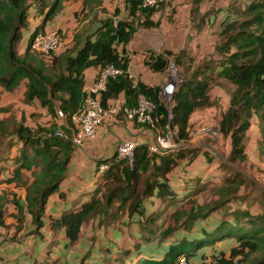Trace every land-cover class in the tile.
I'll list each match as a JSON object with an SVG mask.
<instances>
[{"label":"trees","instance_id":"obj_1","mask_svg":"<svg viewBox=\"0 0 264 264\" xmlns=\"http://www.w3.org/2000/svg\"><path fill=\"white\" fill-rule=\"evenodd\" d=\"M61 1L0 0V84L4 89L11 90L23 81L24 101L36 98L40 105L46 107L47 112L53 117L52 120L59 116L57 110H61L64 119L63 126L55 121L48 126L40 124L31 126L25 123L23 114L17 119L0 116V145L2 146V140L9 136V141H11L9 138H12L10 143L18 148V154L13 157L15 163L11 175L5 180L18 181L21 168L31 170L32 178L26 185L25 201L35 229L42 224L40 215L46 197L57 189V183L63 177L66 161L72 149L71 137L76 127L71 121V115L81 105L86 95V90L82 88L83 68L95 66L98 71L111 64L123 70L115 76H107L105 86L98 94V102L102 107H107L120 92L123 93L125 103L128 105L135 103L138 93H143L155 104L154 112L158 115V126L165 122L166 115L161 100V86L140 80L133 82L127 75L128 57L123 47L137 27L157 25L158 20H154L150 15L158 4L141 6L139 0H123L128 18L114 19L111 15L103 16L94 32L85 36L75 50L66 47L58 52L38 51L46 59L36 58L34 53L29 51L30 42L38 31H44L42 29L44 22L58 12ZM86 1L96 3L99 0H83L84 4ZM41 7L42 20L28 32L25 47L19 51L17 44L22 30L28 27L29 9L41 11ZM219 10L221 16L216 31V43L207 56L202 58L203 63L201 65H198L200 62L197 63L189 72V76L177 82L170 97L169 110L171 122L175 126L174 139H186L189 136L187 121L190 113L195 108L212 103L208 95L210 82L219 83L217 81L225 80L231 88L227 93V105L219 111L216 127L221 136H227L229 139L226 159L229 162L244 161L247 157L244 137L250 124V116L252 114L260 116L258 111L264 105V0H231L225 7L210 9L208 12L214 14ZM215 17L214 14L212 19ZM118 43L122 47L121 50L116 47ZM169 54L170 50H164V54L149 52L144 63L152 71L165 72ZM172 55L180 63L193 59L191 52L185 48ZM6 109V106H0V111ZM262 114L264 116V110ZM54 128L63 131L65 136L54 134ZM263 141L264 139L259 143L263 144ZM163 151L158 149L151 152L147 150L146 145L136 143L131 166L116 158L104 160L108 165L103 171L98 172L96 184L89 198L78 208L64 210L58 217H53L50 226L54 229L63 226L66 237L72 241L77 237L80 224L86 217L94 212H107L106 207L113 206L114 201H118L116 208L126 207L128 212L136 211L141 214L139 202L143 196L155 191L154 194L162 198L166 193H171L165 182L164 173L176 162L175 156L182 153L186 154L187 160L201 153L208 159V163L216 161L215 166L213 162L210 163L208 170L216 168L215 173H222L215 151L209 147L203 146L186 153V149L176 146L170 151L175 153L174 156H161L156 162L155 156ZM259 151L264 158V149ZM147 167L151 170L148 175H144ZM208 179V176L196 174L191 177L190 184L195 191L200 190ZM102 181L108 183L105 190L102 189ZM241 182L236 173L225 176L216 195L219 196L220 192L224 191L227 193L235 191ZM136 183H139L140 187L135 188ZM14 204L20 218L21 205L17 199H14ZM218 205L220 204L208 205L200 214L196 210H201L202 206L196 205L188 212L187 217L203 216ZM229 213L232 215L230 220L221 219L211 230L202 231L199 238L183 239L175 244H169L168 256L157 260L156 264H171L177 255L186 252L181 246L184 243L191 244L195 249L228 236L234 238V244L228 247L227 253L224 250L216 251L214 264H264V214L245 208L241 209V212L238 208L231 209ZM110 214H114V211L111 210ZM170 228H165L163 233L170 231ZM51 264L59 263L53 261Z\"/></svg>","mask_w":264,"mask_h":264},{"label":"crops","instance_id":"obj_2","mask_svg":"<svg viewBox=\"0 0 264 264\" xmlns=\"http://www.w3.org/2000/svg\"><path fill=\"white\" fill-rule=\"evenodd\" d=\"M61 3V8L53 15L52 20L44 22L42 29L49 30L58 25L66 31L64 48L69 47L74 50L78 48L85 36L94 32L100 18L111 15L113 10L117 11L113 14L114 16L111 15L114 19L128 18L123 0H99L96 3L89 1L85 4L82 0H62ZM170 3L174 5L175 9L169 16L171 12L166 6ZM160 4L162 8L156 7L150 15L154 20H158L157 25L137 27L132 31L123 47L128 57L126 70L132 81L140 80L162 87L166 82V73L152 71L144 63L149 52L164 54V50H170L171 54L167 55L168 57L185 48L191 52L193 58L202 59L207 56L206 54L216 43V31L221 10L214 12L216 17L212 19L214 14L208 12V9H204L202 3L195 6L193 0H161ZM192 5L196 7L194 10H192ZM81 9V13L85 14V17L79 22L76 16ZM87 11L92 12L86 15ZM192 13L196 14L193 15L194 20L192 17L190 18ZM205 13L207 14L205 15ZM32 14L35 15L32 17ZM28 15V27L22 30L17 44L19 51L25 47L28 32L37 26L35 24L38 20L39 23L42 20H40L42 11L40 13L37 9L30 8ZM170 18L172 21L168 20ZM59 21H61L60 24H58ZM85 21H88L87 24H84L85 26L80 28L76 26V24ZM116 47L119 50L122 48L120 43ZM97 69L95 66L83 68L82 88L84 90L93 83ZM23 90V81H20L11 90L4 89L0 84V106L7 107L6 110L0 111L1 117L8 118L10 113V117L17 119L23 114L25 123L31 126L35 124L48 126L52 121L64 125L63 115L52 120L53 117L47 112L46 107L40 105L36 98L24 101ZM217 91L220 93V89ZM117 98L124 100L123 93H118ZM14 104L19 107L16 112L12 109ZM224 104L225 102L221 105V109L225 107ZM263 110L264 108L259 109L260 116L256 114L250 116V124L245 132L244 147L248 159L256 158L260 154L258 144L264 139V134L261 133V126H264ZM205 111L207 117L204 120L212 121L213 117L208 115L209 110ZM219 111H213L212 114L216 121ZM190 119L189 115L188 121ZM253 122L255 132L249 137L247 133L249 127H253ZM8 137L2 140L1 151H5V147L11 145L9 147L11 152L8 155L11 156L12 152L18 154L17 146L10 143L12 138H9L11 140L9 141ZM126 139L146 145L149 151L148 146L153 142V134L142 124L123 117L121 113H106L103 120L95 127L92 135H85L79 144L72 145L63 177L58 181L57 189L47 195L40 215L42 224L37 229H35L30 212L27 211L25 201L26 185L32 175L28 176L27 174V177L20 178L21 180L18 179V181H6L5 178L11 175L12 164L15 162L12 156L8 157L7 154L1 156L0 151V197L3 199L2 194H4L11 199L14 195L21 205L20 218L17 216L16 205L10 199L7 198L0 205V219L2 220L0 223V264H51L53 261H57L59 264H156L157 260L168 256L169 244H175L183 239H197L202 235V231L211 230L221 220L219 218L214 220V211H211L210 215L187 217L190 210L194 209L196 205H200V202L196 201L197 204L192 202V198L199 195V191H195L190 184L191 177L199 174L208 176L209 181L212 177H218L220 173H215L216 168L208 170L211 162H213V166L216 165L215 160L208 163V159L201 153L193 155L187 160L186 154L182 153L175 156L176 162L164 173L165 182H167L171 193H166L162 198L156 196L155 191L150 195L143 196L139 202L141 214L136 211L128 212L126 207L116 208L118 201H114L113 206L106 207L107 212H94L86 217L80 224L77 237L72 241L66 237L63 226L52 228L50 223L53 217H58L64 210L78 208L83 201L89 198L98 177L97 164L106 159H115L116 143ZM222 139L224 142L222 148L225 149V155H227L229 139L227 136ZM249 139H251L250 145L247 143ZM255 140H257L256 143H254ZM174 146L161 148L160 150L164 151L155 156V161L157 162L161 156H174L175 153H170L177 145ZM261 149H264V143L260 147ZM15 155L16 153H14ZM260 158L263 157L260 155ZM217 161H219L218 157ZM150 170L151 168L147 167L144 175H148ZM217 170L219 169L217 168ZM120 174L122 176V173ZM182 208L184 209L181 211L182 216L180 217V220L183 219V224L180 225L182 228H170V231L163 233L165 228L175 226V210ZM111 210L114 211V214H110ZM150 217L152 218L149 220ZM226 219L230 220L229 217ZM19 222L20 226L17 225ZM220 242L226 243L225 246L228 248L234 244V238L223 237L195 249L187 243L181 246L185 248L186 252L183 254L188 256L191 264H200L198 257L211 247L217 248L216 245H219L217 243ZM76 244L77 250L73 249Z\"/></svg>","mask_w":264,"mask_h":264},{"label":"rangeland","instance_id":"obj_3","mask_svg":"<svg viewBox=\"0 0 264 264\" xmlns=\"http://www.w3.org/2000/svg\"><path fill=\"white\" fill-rule=\"evenodd\" d=\"M230 1L231 0H193V2L195 3V6L198 3H202L204 5V9H208V11L210 9L214 10L217 7H221V8L225 7ZM83 4H84V2H83ZM158 4H160V2ZM61 5H62V3H61ZM158 6L160 8H162L161 4ZM191 7H192V10H194L196 8V7H194V5H192ZM60 8H61V6H60ZM166 8H168L171 12V13H169V16L172 15L173 9H175L174 5H172L170 3V5H167ZM42 9L43 8L41 7L40 10L42 11ZM96 9H99V8H96ZM41 11H40V13H41ZM81 11H82V9L79 11L80 14L78 12V14L76 16V18L78 19L79 22L82 21L83 18L85 17V14H82ZM91 12L92 11H87L86 15L91 14ZM116 12H117L116 10H113L111 15L114 16L113 14H115ZM34 15L35 14H32V17ZM193 15H196V14L192 13V15H190V18L192 17V20H194ZM202 15H203V13H202ZM51 18H50V20H52ZM41 19L42 18H40V20ZM168 20L172 21L171 18ZM87 22L88 21L76 24V26H78V28L83 27V26H85L84 24H87ZM60 23H61V21L58 22V24H60ZM38 24H39V20L37 21V23L35 25H38ZM81 24H83V25H81ZM67 28H69V26H67ZM53 29H58V32L60 35L61 45L59 46V48L57 50H55V52H58L65 47L64 46L65 45L64 39H65V32L66 31L62 30L61 27L58 25H55V27H53ZM29 51L34 53L36 58L46 59V57L43 56L41 53H39L36 49H33L30 47ZM168 60H169V63H168L167 69L165 70V73H166L165 74V80H167L168 78L169 79L171 78L174 82V86L177 85V82L181 78L189 76V74H190L189 72L194 67L197 66V63L200 62L198 65H201L203 63V62H201L202 59H200V58L199 59L193 58L192 60L187 59V60H184L180 63L179 61H176V58L173 55L168 56ZM217 82H219V83L211 81L210 86L208 88V95L210 96V100L212 101V103L209 104L208 106H205V107L195 108L192 111L193 113L191 112V114H192V115L190 114L191 119L187 123L189 136L186 139H181V140L173 139L174 134L171 137L172 140L175 142V146L177 145V146L183 147V149H186V153H188L187 151L190 152L193 149H197V148L205 146V147H209L213 151H215L216 157L219 158V166L222 170V173L218 177H212L209 181H207L206 183H208V184L206 186L204 185L200 190H198L199 195H197L196 197H193L192 202H194L195 204H197L196 201L200 202L202 209L196 210V212L199 214L203 213L205 211V208L208 205H213L214 203L220 204V205L216 206L214 209H212V211H214V214H215L214 220L216 218H219V219L225 218L226 219L227 217H229V219H231L232 215L229 212L231 211V209H235V208H238V210L240 212H241V209L245 208L248 210L252 209L255 212H260V213L264 214V159L260 158V154L256 158H253V157H251L250 159L246 158L244 161L235 160V161L229 162L226 159L225 149L222 148V146L224 144L222 138L225 136H221L218 133V131L216 129V124H215L217 121L215 120V116L212 114H213V111L218 112L219 110L220 111L222 110L221 105H223V102H225V104H224L225 106L227 105V93H229V90L231 87L225 80H220ZM218 89H220V93H217ZM225 97H226V99H225ZM161 100L163 101L162 97H161ZM12 106H13L12 109H14L15 112L19 108L15 104ZM209 108H211V109H209ZM263 108H264V105L261 109H263ZM212 109H214V110H212ZM205 110H209L208 115H211V117H213L212 121L204 120L205 117H207V113ZM9 115H10V113L8 114V118H10ZM11 115H13V114H11ZM254 132H255V127H254V122H253V127H249V131L247 134L250 137V136L254 135ZM261 132H264V126L263 125L261 126ZM253 141H254V139H253ZM256 142H257V140H255L254 143H256ZM258 142H259V139H258ZM247 143L250 145L251 139H249V141H247ZM263 143H264V141H263ZM10 146L5 147V151H1V153H2L1 156H3V154H7L8 157H11V156L14 157V153L17 154V152H12L11 156L8 155L11 152L9 150ZM261 146H262V143H259L258 149H260ZM14 162H15V160H14ZM30 171L31 170L21 169L19 171L18 178L20 179V178H24L25 176L27 177V174L29 176ZM234 173H236L238 175V178L242 181L237 186L236 190L235 191L232 190L229 193L224 191V192H220L219 196L216 195V192H218L217 189H219L218 187L220 186L219 184L222 182L223 178L227 175L232 176ZM18 183L21 184L20 182H18ZM138 184L139 183H136L134 187L135 188L140 187ZM200 184H201V182L198 183V185H200ZM107 185H108V183H106L105 181H102L101 186H102L103 190L106 189ZM229 186L232 187L231 184H229ZM2 196H3V199H1L2 197H0V199H1L0 205L4 201H6L7 198L10 199V197L4 196V194H2ZM14 199H16V197H14V195H13V197H11L10 200L14 202ZM232 204H234L235 208H234V206H232ZM186 209H187V207H186ZM181 211H184V209L182 208V209H176L175 210V212H176V217L174 219L175 220V222H174L175 226L171 227V229L182 228V226H180L183 224V219L180 220V217L182 216ZM207 214L210 215V212H208ZM241 220L244 221L243 219H241ZM20 222L17 224L18 226H20ZM87 241H88V239H87ZM217 244H219V245H216V246H218L217 248L211 247L208 251H206L204 254H201V256L198 257L200 264H214L215 255H216V254L214 255V253L220 249H225L224 251L227 253L228 248L225 246L226 243L220 242ZM73 249L77 250V244L73 247ZM186 258H187V264H191V260L189 261L188 256H186Z\"/></svg>","mask_w":264,"mask_h":264},{"label":"built area","instance_id":"obj_4","mask_svg":"<svg viewBox=\"0 0 264 264\" xmlns=\"http://www.w3.org/2000/svg\"><path fill=\"white\" fill-rule=\"evenodd\" d=\"M161 0H139L141 6H155ZM58 29H49L38 31L30 42V47L42 53L55 51L61 45ZM123 70L111 64L100 68L94 81L86 89V95L81 105L72 113L71 121L76 127L75 133L71 137L73 144H79L86 135H92L95 127L103 120L106 113L118 114L123 117L134 120L149 129L153 134V142L149 144L148 149L154 152L161 148H169L175 145L172 135L175 133V126L171 122V112L169 110L170 97L175 89L174 82L170 78L161 87L162 104L166 109L165 122L158 126V115L154 112V102L143 93H138L135 103L128 105L120 98H114L107 107H102L98 102L99 91L105 86L107 76H115ZM129 77V73L127 74ZM170 76V75H169ZM57 114L62 116L61 110H57ZM204 131V130H203ZM54 134L65 136L60 129L54 128ZM136 142L132 139L119 141L115 145L114 156L117 160L123 161L126 165L131 166L134 157V149ZM108 163L101 161L97 164V172L103 171ZM171 264H187L185 254L177 255Z\"/></svg>","mask_w":264,"mask_h":264},{"label":"clouds","instance_id":"obj_5","mask_svg":"<svg viewBox=\"0 0 264 264\" xmlns=\"http://www.w3.org/2000/svg\"><path fill=\"white\" fill-rule=\"evenodd\" d=\"M216 129H217V127H216Z\"/></svg>","mask_w":264,"mask_h":264}]
</instances>
